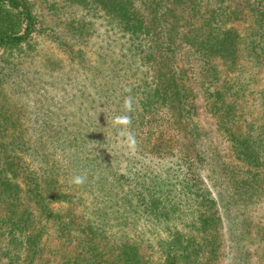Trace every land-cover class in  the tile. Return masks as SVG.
<instances>
[{"label":"trees","instance_id":"1","mask_svg":"<svg viewBox=\"0 0 264 264\" xmlns=\"http://www.w3.org/2000/svg\"><path fill=\"white\" fill-rule=\"evenodd\" d=\"M83 1L87 3L76 0L84 5ZM90 1L110 24L114 22L119 38H124L123 52L111 59L113 66H108L110 62L103 65L109 75L99 90L105 102H98L100 109L93 123L98 137H89L92 130L84 124L73 125L84 140L81 146L85 152L87 141L99 145L104 138L126 140L129 146V133L134 136L135 148L143 153L147 165L145 171L130 172L137 182L126 190L125 207L140 209L161 224L165 235L156 240L158 255L152 261L138 244L127 239L113 238L112 243L102 244L95 233L78 230L74 220L51 210L47 203L50 197L38 176L16 154V140L0 139V264H218L220 253L223 264H250L251 252L242 241L258 236L256 239L264 243L259 222L246 227V218L251 225L246 213L264 197V131L245 130L235 120L231 102L236 99L228 98L226 79L230 80L229 73L237 69L240 38L229 23L240 18L244 9L254 27L248 52L264 63V0H232V5L225 6L223 0ZM38 32L29 0H0L3 52L32 48ZM54 38H59L56 43L68 45L59 36ZM179 44L198 54L202 71H210L211 82H221L210 91L211 110L228 134L234 159L241 164L235 163L236 170L232 168L226 175L222 169V175L216 172L210 179L213 190L197 182L194 172L190 174L193 161L204 164L212 155L193 118L192 92L177 56ZM122 60L125 63L116 66ZM219 72H225L221 80ZM128 96L132 99L131 112L123 107ZM125 116L131 120L130 127L122 122ZM78 139L75 134L69 142L77 146ZM212 161L218 166L215 160L208 162ZM25 202L35 207L37 215ZM41 216L44 222L53 223L56 237L65 245L63 250V245L59 248L56 260L46 253L44 225L36 219Z\"/></svg>","mask_w":264,"mask_h":264},{"label":"rangeland","instance_id":"2","mask_svg":"<svg viewBox=\"0 0 264 264\" xmlns=\"http://www.w3.org/2000/svg\"><path fill=\"white\" fill-rule=\"evenodd\" d=\"M29 2L39 27L32 48L11 54L0 49V139L16 140V154L38 176L46 196L50 197L47 203L52 211L62 212L65 218L74 220L78 230L84 228L95 233L102 244L112 243L113 238L136 243L152 261L158 255L156 240L164 237L165 231L140 209L132 211L125 207L126 190L137 182L131 179L130 172L145 171V156L137 148H130L126 140L108 138L101 143L97 141L101 146L87 141L85 152L81 146L84 140L73 125L84 124L92 130L88 132L89 137H98L93 123L100 109L98 102H105L99 90L108 82L109 75L103 65L115 64L111 59L123 52L124 38H119L114 22L110 24L90 0L83 1L84 5L76 0ZM232 4V0L222 1L223 6ZM244 10L240 18L229 23L240 38L235 60L237 69L229 73L230 80L226 79V85L230 86L227 96L233 101L236 99L231 104L236 110L235 120L242 128L259 132L264 131V63L248 52L254 27L251 15ZM55 35L72 51L68 45L56 43L59 38H54ZM178 50V60L186 71L193 96V118L212 155L208 161L219 163L217 166L214 161L204 164L193 161L190 174L194 172L197 182L213 190L210 179L216 172L222 169L226 175L230 169L236 170L235 163L241 165L234 159L227 132L211 110L210 91L214 86H221V82L210 81V71H202L200 57L190 47L179 44ZM261 52L264 54V44ZM124 63L122 60L116 66ZM123 71L124 68L118 72ZM222 75L225 72H219L220 80ZM92 102H97L96 106ZM166 125L164 128L171 134ZM75 134L79 136L77 146L69 142ZM76 175H86V182L74 184ZM254 207L246 213L251 219L250 225L246 218V227H255L253 224L259 222L264 229V197ZM29 208L37 215L32 204ZM36 219L44 225L46 253L56 260L63 241L56 237L50 220L44 222L42 216ZM256 237L242 241L251 252L250 264H262L264 256V243ZM218 260V264H223V253Z\"/></svg>","mask_w":264,"mask_h":264},{"label":"clouds","instance_id":"3","mask_svg":"<svg viewBox=\"0 0 264 264\" xmlns=\"http://www.w3.org/2000/svg\"><path fill=\"white\" fill-rule=\"evenodd\" d=\"M126 91H130L129 89H126ZM124 110L126 112H131L133 110V106H132V99L130 96L128 97H125V100H124ZM122 122L127 125L128 127L131 126V120L129 117L125 116L122 120ZM128 140L130 142L129 146L130 148L134 149L135 146H136V142H135V138L134 136L129 133V136H128ZM86 175H76L74 178H73V183L76 184V185H83L85 182H86Z\"/></svg>","mask_w":264,"mask_h":264}]
</instances>
